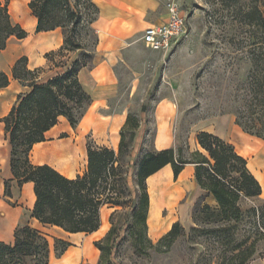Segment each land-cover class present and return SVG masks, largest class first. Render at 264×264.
Listing matches in <instances>:
<instances>
[{"label":"trees","instance_id":"16d2710c","mask_svg":"<svg viewBox=\"0 0 264 264\" xmlns=\"http://www.w3.org/2000/svg\"><path fill=\"white\" fill-rule=\"evenodd\" d=\"M90 6L98 9L89 0ZM223 4L238 0H221ZM10 0H0V51L5 50L10 38L25 39L28 34L12 21ZM29 8L38 21L36 31L50 32L61 29L74 36L81 23L79 0H30ZM241 23L248 28L245 38L246 55L250 69L244 95V110L238 114L236 125L247 130L261 126L252 136L264 141V14L259 6L240 12ZM98 40L96 38V47ZM236 45V44H235ZM71 46V47H70ZM71 37L65 35L64 45L46 55L52 69H62L46 81L41 74L45 69H28L26 57L18 60L12 70V79L19 81L29 91L18 99L6 117L5 139L10 146V170L19 188L34 185L35 205L31 218L43 228H55L67 234H92L101 227V211L114 209L110 216L111 228L106 237L95 243L105 254V243L117 234L116 216L128 213L130 229L134 230V248L137 253L149 250L170 249L179 239L204 249L205 264H248L256 253V247L264 242V207L243 211V199L259 198L262 187L248 169L247 160L235 147L220 137L200 132L197 141L204 153H192L190 160H179L173 149L154 152L145 156L137 172V189L130 203V191L123 164L127 153L126 132L139 127L129 115L121 132L118 151L88 144V167L83 176L69 179L50 165H35L31 160L35 145L46 141V134L61 117L76 129L92 104L91 96L84 90L79 75L82 69L92 68L94 54H83L71 59V54L81 51ZM95 53V52H94ZM60 58V60H57ZM11 78L0 73V89L10 85ZM244 119V124L239 121ZM133 123V125H132ZM62 137H66L63 135ZM187 164L195 166V181L206 192L196 204L192 227L187 231L179 222L155 245L148 237L150 196L147 180L167 165L172 166L175 180ZM5 197L12 198L10 181L4 183ZM212 197L216 206L206 204ZM131 204V205H130ZM245 226L243 232L241 229ZM72 245L55 239L57 258H61ZM52 246L42 229L28 222L16 227L13 242L0 241V264H50Z\"/></svg>","mask_w":264,"mask_h":264},{"label":"rangeland","instance_id":"374dc122","mask_svg":"<svg viewBox=\"0 0 264 264\" xmlns=\"http://www.w3.org/2000/svg\"><path fill=\"white\" fill-rule=\"evenodd\" d=\"M71 1L75 6L77 0ZM178 1L183 15L187 18V34L169 51L162 53L146 50L138 41L135 46L137 52L132 60V71L127 65L119 68L118 89L113 99L109 101L110 113L129 111L134 122L139 125L138 128L126 132V143L129 145L123 164L128 171L127 179L133 194V196L130 195V203L137 189V172L140 162L145 156L154 153L155 112L160 100L171 99L177 106L176 137L179 160H190L194 153L189 146L190 132H199L208 126L213 127L216 125L215 119L224 116H231L236 123L238 114L245 107L244 95L248 86L247 76L250 69L245 38L250 37L251 33L241 23L240 12L257 5L264 14V0H238L231 6L223 4L221 0ZM89 2V0H79L81 23L75 30L76 34L72 36L62 30L64 41L67 35L75 44L82 47L81 51L71 54L72 60L85 53L93 55L96 50L97 36L92 22L96 17V11ZM27 10L26 6H20L18 14L23 16L28 12ZM50 68L53 66L51 65ZM61 71L62 69L45 68V73L41 74L42 81ZM3 96L0 95V98ZM11 105L12 102L1 101L0 111ZM239 121L243 124L245 122L244 119ZM63 122L61 121L59 128L63 127ZM81 128H84V124ZM240 128L243 133L252 136L261 126L257 124L255 129L247 127V130ZM238 145L243 150L253 152L250 144L245 140H238ZM233 146L237 151L236 144ZM36 155L35 152L31 154L34 164L51 161L46 155ZM9 160L10 148L5 141L3 131L0 134V206L15 217L12 231L0 232V241L7 242L12 241L14 230L18 225L28 222L36 227L35 221L31 218L34 208L32 193L24 187L19 188L13 180ZM6 181H10L12 198L5 197L4 183ZM173 185L177 186L174 183ZM180 192L182 198L180 197L181 200L173 214L170 215V211L165 209L162 212V219H170L171 226L179 222L189 231L193 225L194 208L200 198L196 197L194 187L187 189L183 196L181 190ZM206 204L216 206V203L210 199H206ZM240 207L245 212L253 208L260 209L264 207V199L261 197L243 199ZM130 221L128 213L120 210L115 219L117 234L110 243H105V254L100 253V257L95 259L90 257L91 253H87V257L83 258L80 264H205L204 249L182 238L177 240L170 249L137 253L134 248V230L130 229ZM244 228L245 226L242 227L241 232ZM168 230L162 231L156 238H152L148 232V237L157 245L169 232ZM42 231L48 235L52 246L50 264L63 261L57 258L54 247L56 238L63 239L72 245L69 252L74 249H83L88 238L86 234L68 235L55 228H43ZM248 264H264V242L257 245L256 253Z\"/></svg>","mask_w":264,"mask_h":264},{"label":"crops","instance_id":"0c3cea01","mask_svg":"<svg viewBox=\"0 0 264 264\" xmlns=\"http://www.w3.org/2000/svg\"><path fill=\"white\" fill-rule=\"evenodd\" d=\"M29 2L30 0H10L9 9L12 21L14 24L20 25L28 36L22 40L15 37L10 38L6 49L0 51V73H5L11 78L10 85L7 88L0 89V95H4L0 98V102H12L11 106L1 109L0 120L8 115L18 96L29 91L19 81L12 79V70L16 62L26 57L29 70L38 68L50 69L52 64L48 61L46 55L50 52L58 51L64 45V36L61 29L40 33L36 31L38 21L28 6ZM92 3L98 9L97 19L93 23L98 44L94 53L92 68L82 69L79 75L84 90L92 98V104L76 129L70 126L66 118L61 117L59 123L46 134V141L37 144L43 146L44 152L57 155L58 157L50 158L46 155L51 159L50 163L38 162L35 165L47 164L56 170L61 168L60 170L65 172L66 177L69 179H76L87 172L88 141H91L96 146L118 151L121 142V132L130 115L129 111L114 114L109 112V101L113 99L114 93L118 89V70L120 67L127 65L132 71V60L137 52L135 46L138 41L148 50L141 41L145 30L151 26L160 25L167 20L165 0H92ZM20 6H26L28 9V12L23 16L18 14ZM155 116L156 136L154 152L173 149L177 157L178 141L176 131L178 113L175 102L171 99L160 100L156 105ZM215 120L216 125L213 127L208 126L199 132H190L189 146L191 150L204 153L197 141V135L200 132H208L230 144H236L237 153L247 160L249 171L260 183L262 187L260 197L264 199V141L243 133L231 116H224ZM61 121H64L63 127L59 128ZM83 124L84 128L82 129L81 126ZM0 125V134H2L4 124L0 122ZM63 135L66 137H62ZM241 139L250 144L253 152H248L241 149L239 145L237 146V141ZM5 141L8 143L6 139ZM37 145L34 146L33 150ZM33 150L32 153L34 152ZM167 168L173 173L172 166L167 165L153 176L161 174ZM183 175H186L189 179L179 184V180ZM173 183L177 186L179 184L182 196L190 187H194L196 197L201 198L206 195V192L201 190L195 181V166L192 164H187L176 180L173 174ZM23 187L29 193H32L35 205L36 198L35 201L33 198V195H35L34 185L28 183ZM209 199L213 200L212 197L207 198V200ZM113 211L114 209L104 207L101 211L100 229L92 234H86L88 238H86L83 249L72 250L77 255L75 264H80L83 258L87 257V253H91L90 257L95 259L100 257V251L95 247V243L103 240L109 232L111 227L109 218ZM34 221L36 224L35 228L43 229L36 220ZM102 229L103 233L99 235ZM73 235L81 236L83 234ZM11 242H13V239L7 243ZM71 248L72 246L67 252L71 251ZM67 252L59 258V261L65 258Z\"/></svg>","mask_w":264,"mask_h":264},{"label":"bare ground","instance_id":"6f19581e","mask_svg":"<svg viewBox=\"0 0 264 264\" xmlns=\"http://www.w3.org/2000/svg\"><path fill=\"white\" fill-rule=\"evenodd\" d=\"M34 152L37 155L45 154L50 158L58 157L57 155L44 152L42 145H37L34 149ZM60 169L57 170L63 175L67 176ZM188 179L189 178L186 175H183L179 180V184L183 183L184 181H188ZM179 184L178 186L173 185V173L168 168L164 170L161 174L148 178L147 187L150 196V210H149L147 224L152 238H156L162 231L164 230L166 231L170 229L172 222L170 219L163 220L162 212L163 210L167 209L170 211V215L173 214L174 209L177 206L181 197L180 196L181 189L179 187ZM33 198L35 201V195H33ZM14 223H15V217H13L12 214L7 209L0 206V232L6 231L7 233H9L10 231H12ZM102 233H103V229L100 231L99 235H101ZM76 259H77L76 254H74L73 252H68L66 257L63 259V261L57 264H75L74 262Z\"/></svg>","mask_w":264,"mask_h":264},{"label":"built area","instance_id":"2783aa9c","mask_svg":"<svg viewBox=\"0 0 264 264\" xmlns=\"http://www.w3.org/2000/svg\"><path fill=\"white\" fill-rule=\"evenodd\" d=\"M166 22L147 28L142 36L143 45L152 52H167L187 34V18L178 0H165Z\"/></svg>","mask_w":264,"mask_h":264}]
</instances>
